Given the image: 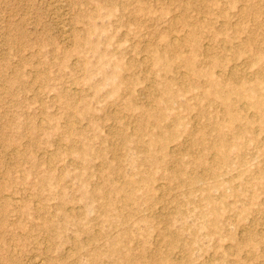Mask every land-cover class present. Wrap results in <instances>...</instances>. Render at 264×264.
Listing matches in <instances>:
<instances>
[{
    "label": "rangeland",
    "instance_id": "374dc122",
    "mask_svg": "<svg viewBox=\"0 0 264 264\" xmlns=\"http://www.w3.org/2000/svg\"><path fill=\"white\" fill-rule=\"evenodd\" d=\"M255 99L264 0H0V264H264Z\"/></svg>",
    "mask_w": 264,
    "mask_h": 264
},
{
    "label": "bare ground",
    "instance_id": "6f19581e",
    "mask_svg": "<svg viewBox=\"0 0 264 264\" xmlns=\"http://www.w3.org/2000/svg\"><path fill=\"white\" fill-rule=\"evenodd\" d=\"M211 83L213 84L214 83V81L213 80H211ZM237 86V85H236ZM240 87V86H239ZM251 104H252V106L254 107V108H256V109H258V110H260V109H262V107L264 106V102L262 101V100H256L255 99V101H251ZM231 119H233V118H231ZM244 131V130H243ZM238 133V132H237ZM236 134V133H235ZM239 134V133H238Z\"/></svg>",
    "mask_w": 264,
    "mask_h": 264
}]
</instances>
